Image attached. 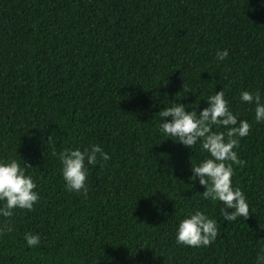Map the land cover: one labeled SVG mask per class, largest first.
I'll return each instance as SVG.
<instances>
[{
	"label": "trees",
	"instance_id": "1",
	"mask_svg": "<svg viewBox=\"0 0 264 264\" xmlns=\"http://www.w3.org/2000/svg\"><path fill=\"white\" fill-rule=\"evenodd\" d=\"M222 90L252 126L232 177L251 215L232 222L191 179L209 154L162 133L158 114L174 103L199 114ZM257 90L264 102V0H0V162L30 164L40 197L0 235V264H257L264 121L240 99ZM93 144L110 159L87 166V197L69 192L53 149ZM196 211L217 221V239L178 245Z\"/></svg>",
	"mask_w": 264,
	"mask_h": 264
},
{
	"label": "clouds",
	"instance_id": "2",
	"mask_svg": "<svg viewBox=\"0 0 264 264\" xmlns=\"http://www.w3.org/2000/svg\"><path fill=\"white\" fill-rule=\"evenodd\" d=\"M228 50L218 51L216 59L223 61L228 58ZM242 102L255 105V121H264V102L259 90L255 93L243 91L240 94ZM208 107L197 113L195 109L186 111L185 106L174 103L165 107L158 114L161 118L160 131L166 136L177 139L185 147L193 148L198 143L201 150L209 154V158L196 166H192V180L199 178L200 185L206 190L202 197L213 202H222L221 209L224 220H244L251 215L249 204L244 193L239 188H233V164L243 166L234 149L240 145V138L247 137L251 132V124L247 120H238L229 109L225 99V91L215 92L207 99ZM171 117V119H167ZM214 128H223L226 131H214ZM49 137L48 140H50ZM53 156H59L62 164L65 187L69 192L82 193L87 197L89 187L88 165H96L101 160L107 161L110 157L96 144L90 145L83 151L65 149ZM32 166L24 162V166L12 159L0 162V235L13 231L15 211L34 210L39 201V193L35 191L36 183L31 176L26 175V169ZM226 209H232L231 213ZM217 221L210 219L202 211H196L190 217L183 219L177 229L176 242L178 245L190 247L210 246L218 237ZM25 240L29 247H37L41 243L38 234L26 233ZM257 264H264V255L257 257Z\"/></svg>",
	"mask_w": 264,
	"mask_h": 264
}]
</instances>
